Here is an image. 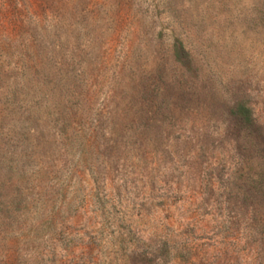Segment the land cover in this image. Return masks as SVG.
I'll return each mask as SVG.
<instances>
[{"label": "rangeland", "instance_id": "1", "mask_svg": "<svg viewBox=\"0 0 264 264\" xmlns=\"http://www.w3.org/2000/svg\"><path fill=\"white\" fill-rule=\"evenodd\" d=\"M0 264H264V0H0Z\"/></svg>", "mask_w": 264, "mask_h": 264}, {"label": "trees", "instance_id": "2", "mask_svg": "<svg viewBox=\"0 0 264 264\" xmlns=\"http://www.w3.org/2000/svg\"><path fill=\"white\" fill-rule=\"evenodd\" d=\"M232 113L246 123L251 122L250 111L242 105H236Z\"/></svg>", "mask_w": 264, "mask_h": 264}]
</instances>
